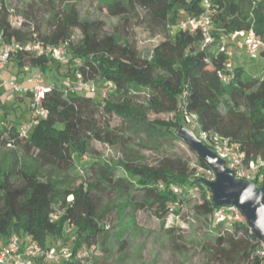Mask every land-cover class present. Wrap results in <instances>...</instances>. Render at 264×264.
I'll return each mask as SVG.
<instances>
[{
  "label": "trees",
  "instance_id": "16d2710c",
  "mask_svg": "<svg viewBox=\"0 0 264 264\" xmlns=\"http://www.w3.org/2000/svg\"><path fill=\"white\" fill-rule=\"evenodd\" d=\"M103 2L108 13L122 18H127L129 12L139 14L163 38L143 54L128 40L96 32L73 7L55 13L48 29L41 32L37 23L22 21L20 26L14 25L10 8L0 0L3 35L19 42L37 38L59 44L70 39L72 29L79 28L81 39L68 47L77 63L74 74L79 71L85 79L112 84L105 95L93 97L70 90L74 74L61 75L60 80L53 74L54 80L46 83L48 90L42 99L46 116L27 135H21L15 125L7 127L0 119V144L21 156L10 167L0 165V247L14 233L29 235L42 247L60 242L58 249L65 248L68 254L53 264H93L89 250L108 252L110 222L103 218L92 191L99 185L126 194L134 209L140 206L151 210L162 223L167 215L179 214L189 205L193 217L206 225H225L213 221L215 205L206 197L209 188L204 177L194 175L192 164L210 167L178 133L183 110L196 114L195 136L199 131L218 133L239 143L246 163L264 161V72L257 76L236 64L232 78L222 81L218 73L225 59L223 52L211 53L201 47L198 32L177 29L169 33L167 24L177 20V12L198 15L203 10L202 0ZM212 3L214 28L224 33L251 30L264 43V0ZM260 56L264 58V47ZM9 60L21 71L34 68L28 74L36 70L49 72L53 65L52 57L24 49L14 51ZM139 98H144L147 105L143 106ZM149 109L173 113V118L150 119ZM112 114L121 120L123 128L108 127L107 117ZM127 131L143 133L145 140L156 144L165 138L181 139L195 153V161L172 154L163 155L156 164L93 160L87 174L95 181L87 185L81 181L64 190L57 180L44 175V169L65 172L72 168L76 156L89 151L92 140L113 144ZM118 168L126 175L116 176ZM255 183L264 187V164L257 169ZM172 185L179 191L174 192ZM192 191H200L193 203ZM229 225V231L215 235L217 251L221 255L236 251L238 264H264L262 242L246 220Z\"/></svg>",
  "mask_w": 264,
  "mask_h": 264
},
{
  "label": "rangeland",
  "instance_id": "374dc122",
  "mask_svg": "<svg viewBox=\"0 0 264 264\" xmlns=\"http://www.w3.org/2000/svg\"><path fill=\"white\" fill-rule=\"evenodd\" d=\"M11 12V20L14 25L20 26V22L26 24L37 23L41 32H44L54 20L58 11L67 12L71 7L76 9L81 19H86L92 24V28L99 34H115L122 41L128 40L134 43L141 53L148 52L160 39L162 33L153 31L139 14L129 12L127 18L110 14L104 7L106 0H5ZM205 0H202V2ZM177 20L184 18L186 13L177 12ZM172 13H170V17ZM175 22H171L169 33L176 30ZM216 34L220 31L213 30ZM82 37L81 30L74 28L71 31V45L77 44ZM67 53L62 60L53 58L52 70L43 72L45 83L54 80L55 74L58 80L61 75L74 74L77 63ZM232 63L245 67L254 75L260 76L264 72V58L261 56L251 57L243 50H232ZM57 69L55 70V66ZM33 69H21L9 60L5 69L0 72V119L7 127L15 125L17 128L29 119L27 96L20 93H13L3 86L2 81L14 78L22 82L25 74L28 75ZM42 72V71H40ZM66 77V76H64ZM57 80L59 84L60 81ZM95 83L99 90L89 93L76 89L78 93H84L95 97L100 95V89L105 87L100 79ZM142 105L146 106L144 98H139ZM148 118L172 119L173 113L148 111ZM181 128L194 131L195 124L190 115L183 114ZM109 128H123L121 120L114 114L107 117ZM103 119L100 118V121ZM142 139L139 141V139ZM172 154L181 156L183 159L195 161V153H192L186 143L181 139H161L159 143L153 140H145L144 134L135 135L129 131L113 144L92 140L90 149L81 157L76 156V162L72 168L65 172L44 169V175L57 180L60 188L67 189L76 186L79 182L87 185L94 182L95 178L88 175L89 163L99 160L107 163H115L118 160H126L133 163L156 164L163 155ZM20 153L10 149L7 145L0 144V165L10 167L18 162ZM23 162L28 163L29 161ZM126 175L122 168H118L116 176ZM99 210L103 218L110 222L107 246L109 250L104 253L99 248L89 250L93 255V264H238L239 254L236 251H229L226 255L219 253L218 247L214 244L216 234H222L231 229L229 224L219 228L206 225L202 219L193 217L189 205L180 209L178 213L167 215L163 223L151 210L137 206L132 207L128 196L117 190L99 185L92 190ZM191 203L199 196L200 191L189 192ZM195 195V196H194ZM16 234V233H15ZM21 238H30L29 235L20 234ZM264 248V247H263ZM65 249V248H64ZM30 264H53L42 259H35Z\"/></svg>",
  "mask_w": 264,
  "mask_h": 264
},
{
  "label": "built area",
  "instance_id": "2783aa9c",
  "mask_svg": "<svg viewBox=\"0 0 264 264\" xmlns=\"http://www.w3.org/2000/svg\"><path fill=\"white\" fill-rule=\"evenodd\" d=\"M203 10L195 16L186 15L175 23L176 30H189L190 32H198L201 38V47L207 51L223 52L225 59L223 67L219 70V78L222 81H228L233 76L232 50H243L251 57L260 56V51L264 47L263 41L251 30H235L229 33L220 31L214 34V25L212 16L215 13L212 0H205L202 3ZM171 23L167 27L171 28ZM71 39H66L59 44H51L40 39H33L26 42L16 41L14 38H7L0 31V72L3 71L9 61L10 56L18 49L35 52L36 54L48 55L52 58L62 60L68 53V47ZM75 80L70 90L81 89L89 93H95L99 90L96 83L92 79H85L79 71L75 72ZM3 86L13 93H20L29 98V119L19 126L21 135H27L30 130L38 123L39 119L46 116V109L42 104L45 92L48 90L43 79V74L39 70L31 74V83L24 84L18 82L14 78H8L2 81ZM105 87L100 89L101 95H105L112 86L110 82H105ZM183 114L192 117L197 126L196 114L183 110ZM212 151H214L221 159L225 161V165L231 169L237 178L254 179L257 169L264 164L262 160L245 162V153L240 148L238 142L222 136L218 133L199 131L196 136ZM194 175L202 176L206 181L215 179L214 171L211 168H205L201 165L193 163ZM171 189L178 192V187L172 185ZM206 197L211 199L210 190L207 191ZM212 200V199H211ZM53 218L56 215L52 216ZM212 219L215 223L231 224L245 220L241 210L235 205L214 206L212 211ZM60 242L49 247H42L31 237L27 239L21 238L18 234H12L7 242L0 247V264H30L35 259H42L51 263H58L61 258L67 256L66 249H58Z\"/></svg>",
  "mask_w": 264,
  "mask_h": 264
},
{
  "label": "water",
  "instance_id": "95a60500",
  "mask_svg": "<svg viewBox=\"0 0 264 264\" xmlns=\"http://www.w3.org/2000/svg\"><path fill=\"white\" fill-rule=\"evenodd\" d=\"M178 133L214 171L215 179L205 182L213 204L237 206L264 247V187L256 185L254 179L237 178L225 165V161L199 140L193 131L180 126Z\"/></svg>",
  "mask_w": 264,
  "mask_h": 264
},
{
  "label": "crops",
  "instance_id": "0c3cea01",
  "mask_svg": "<svg viewBox=\"0 0 264 264\" xmlns=\"http://www.w3.org/2000/svg\"><path fill=\"white\" fill-rule=\"evenodd\" d=\"M31 74H28V75L25 74L24 77L22 78V83H24V84H30L31 83ZM18 96L21 97V96H24V95H18ZM27 99H28V102H29L28 96H27ZM28 107H29V105H28ZM28 111H29V108H28Z\"/></svg>",
  "mask_w": 264,
  "mask_h": 264
}]
</instances>
